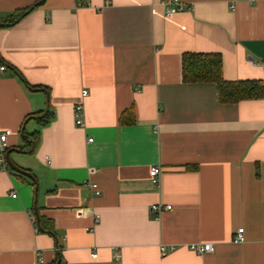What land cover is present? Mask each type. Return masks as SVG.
Segmentation results:
<instances>
[{
	"label": "crops",
	"instance_id": "0c3cea01",
	"mask_svg": "<svg viewBox=\"0 0 264 264\" xmlns=\"http://www.w3.org/2000/svg\"><path fill=\"white\" fill-rule=\"evenodd\" d=\"M37 1L0 0V22ZM162 2L46 0L0 26V134L37 182L0 170V264H264V97L223 103L182 77L197 52L221 54L227 80H264V0Z\"/></svg>",
	"mask_w": 264,
	"mask_h": 264
},
{
	"label": "trees",
	"instance_id": "16d2710c",
	"mask_svg": "<svg viewBox=\"0 0 264 264\" xmlns=\"http://www.w3.org/2000/svg\"><path fill=\"white\" fill-rule=\"evenodd\" d=\"M18 10V12L10 15L3 22L6 25L14 24L18 18L26 11ZM22 18V17H21ZM183 72L182 77L185 82H214L217 85L218 93L221 102L237 103L240 100H254L264 97V80H239L230 81L223 77V58L219 53H185L182 58ZM41 117L38 116V119ZM52 118V112L44 120L48 124ZM40 133L37 131L34 134L25 132L24 139L27 142L26 148L36 150L39 144ZM37 226V225H36ZM43 228L47 232L53 234L54 230L46 225Z\"/></svg>",
	"mask_w": 264,
	"mask_h": 264
},
{
	"label": "built area",
	"instance_id": "2783aa9c",
	"mask_svg": "<svg viewBox=\"0 0 264 264\" xmlns=\"http://www.w3.org/2000/svg\"><path fill=\"white\" fill-rule=\"evenodd\" d=\"M254 2L255 0H250V2ZM162 4H164L165 7V13L167 16L177 14L178 12L186 10V6H184L182 0H163ZM235 8V6H233ZM6 69V65L0 64V73L4 72ZM84 106L83 104L76 105L74 108L75 112V117H76V124L79 125H84ZM12 134L11 129H7L6 131L1 132L0 134V170H8L9 165L8 161L6 158V153L9 147V143H7L9 136ZM89 141H93L92 139H89ZM162 173V168L159 166H154L150 170V177H151V182L155 183L156 185L160 184V175ZM92 189L94 190L95 195H100L102 193V190L100 189L99 185L92 184ZM13 196L16 197L17 194L13 193ZM171 205H166V207H163L161 204H155L151 207V212H157L160 213L164 209L169 210L171 209ZM99 218H97L96 221H98ZM36 230L37 226H36ZM243 231L244 227L240 228L238 230L237 235L235 236L237 242H243L244 236H243ZM176 248L175 245L171 246V250H174ZM189 249L194 251L197 254H203V253H212L215 250V244L211 242H200V243H192L189 245ZM161 252L163 255H166L168 253V249L166 248L165 245L161 246ZM117 258H121L119 254L116 255ZM92 257L97 258V253H93ZM38 262L36 264H46L45 259H43V256L41 253L38 255Z\"/></svg>",
	"mask_w": 264,
	"mask_h": 264
},
{
	"label": "water",
	"instance_id": "95a60500",
	"mask_svg": "<svg viewBox=\"0 0 264 264\" xmlns=\"http://www.w3.org/2000/svg\"><path fill=\"white\" fill-rule=\"evenodd\" d=\"M45 1H46V0H39V1H37L36 3H34V4L32 5V7H30L29 9H27V10H26V11H25V12H24V13L18 18V20H19L21 17L27 15L29 12H31V10H32L34 7H36V6H38V5H41V4L44 3ZM3 25H6V23H5V22H0V26H3ZM43 92L46 94V96H47V98H48V91L45 90V89H43ZM48 99H49V98H48ZM48 110H49V104H48V106H47L46 111H48ZM22 151L25 152L24 150H22ZM22 151H21V152H22ZM11 152H12V150H8V151H7V154H6V158H7V160H8V164H9L10 168H11L13 171H15V172H17V173H19V174H24V175L30 177V178H31V179L37 184L34 175H33L30 171H28V170H26V169H24V168L19 167V166L13 161L12 157H10ZM37 192H38V186H37ZM36 194H37V193H36ZM35 215H37V221H36V222H37L38 229H41L42 231H44V229L42 228V225H41V216L39 215V210H38L37 207L35 208Z\"/></svg>",
	"mask_w": 264,
	"mask_h": 264
}]
</instances>
